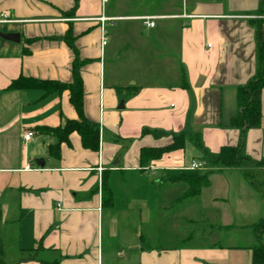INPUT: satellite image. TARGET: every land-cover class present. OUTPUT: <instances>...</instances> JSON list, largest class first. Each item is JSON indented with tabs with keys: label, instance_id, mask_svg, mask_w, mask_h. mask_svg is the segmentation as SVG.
<instances>
[{
	"label": "crops",
	"instance_id": "crops-1",
	"mask_svg": "<svg viewBox=\"0 0 264 264\" xmlns=\"http://www.w3.org/2000/svg\"><path fill=\"white\" fill-rule=\"evenodd\" d=\"M5 12L0 31L19 41L0 37V264H251L264 87L258 127L231 119L257 70L264 0H0ZM75 56L99 145L72 131L54 155L42 128L77 112L68 89L28 79L70 83ZM224 146L248 159L212 164Z\"/></svg>",
	"mask_w": 264,
	"mask_h": 264
},
{
	"label": "trees",
	"instance_id": "trees-1",
	"mask_svg": "<svg viewBox=\"0 0 264 264\" xmlns=\"http://www.w3.org/2000/svg\"><path fill=\"white\" fill-rule=\"evenodd\" d=\"M77 0H75V3ZM70 44V42H69ZM72 45V44H70ZM74 49V47H73ZM75 53H77L75 51ZM83 61L74 58L72 64V81L70 83H63L59 81H42L35 79H28L44 91H62L68 89L69 99L74 106L78 118L68 119L64 125L57 128H42L43 131L52 133L58 138V141L51 145V153L58 155L59 141L65 140L69 133L76 131L81 138L82 146L96 151L99 145V128L98 125L87 119L83 112V86L80 75V68ZM23 79L19 77L11 82L10 87H20ZM264 87V44L257 41V70L255 75L248 80L247 83L241 85L237 89V105L238 112L236 116L231 119V124L237 128L245 130L251 127H258L261 123L260 112V91ZM173 142L170 146H175ZM248 159L240 153L239 147L224 146L220 149L217 155L210 158L212 164H222L224 166H239L244 160ZM260 163V162H256ZM207 182V181H206ZM103 196L107 194L103 189ZM264 195V190L262 191ZM256 230L261 232L264 230V220L259 221L255 225ZM251 264H264V242H259L252 248Z\"/></svg>",
	"mask_w": 264,
	"mask_h": 264
},
{
	"label": "built area",
	"instance_id": "built-area-1",
	"mask_svg": "<svg viewBox=\"0 0 264 264\" xmlns=\"http://www.w3.org/2000/svg\"><path fill=\"white\" fill-rule=\"evenodd\" d=\"M9 16L8 14L5 12V13H2L1 16H0V22H6V21H9L8 20ZM102 20H104V17H101ZM143 20V23L146 25V26H153L154 25V21L152 20V18H141ZM106 43V39L104 37H102V41H101V44L104 45ZM33 135V132L32 131H26L23 133V138L24 140H28L32 137ZM202 167V163L200 161H192L190 166H189V169H198ZM25 168H29V165H26Z\"/></svg>",
	"mask_w": 264,
	"mask_h": 264
},
{
	"label": "water",
	"instance_id": "water-1",
	"mask_svg": "<svg viewBox=\"0 0 264 264\" xmlns=\"http://www.w3.org/2000/svg\"><path fill=\"white\" fill-rule=\"evenodd\" d=\"M0 37L11 40V41H19V34L18 33H5L0 31ZM122 102H120L121 104ZM36 164L43 166V161L41 159L36 160Z\"/></svg>",
	"mask_w": 264,
	"mask_h": 264
},
{
	"label": "rangeland",
	"instance_id": "rangeland-1",
	"mask_svg": "<svg viewBox=\"0 0 264 264\" xmlns=\"http://www.w3.org/2000/svg\"><path fill=\"white\" fill-rule=\"evenodd\" d=\"M0 28H2V25H0ZM254 178L256 179V181L258 180L257 176L255 175Z\"/></svg>",
	"mask_w": 264,
	"mask_h": 264
}]
</instances>
